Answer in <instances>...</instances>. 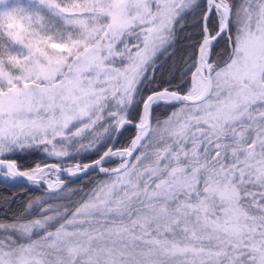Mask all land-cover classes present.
<instances>
[{"label":"snow or ice","instance_id":"snow-or-ice-1","mask_svg":"<svg viewBox=\"0 0 264 264\" xmlns=\"http://www.w3.org/2000/svg\"><path fill=\"white\" fill-rule=\"evenodd\" d=\"M0 185V264H264V0H0Z\"/></svg>","mask_w":264,"mask_h":264},{"label":"trees","instance_id":"trees-1","mask_svg":"<svg viewBox=\"0 0 264 264\" xmlns=\"http://www.w3.org/2000/svg\"><path fill=\"white\" fill-rule=\"evenodd\" d=\"M0 187H2V185H0Z\"/></svg>","mask_w":264,"mask_h":264},{"label":"rangeland","instance_id":"rangeland-1","mask_svg":"<svg viewBox=\"0 0 264 264\" xmlns=\"http://www.w3.org/2000/svg\"><path fill=\"white\" fill-rule=\"evenodd\" d=\"M112 166H115V165H112Z\"/></svg>","mask_w":264,"mask_h":264}]
</instances>
